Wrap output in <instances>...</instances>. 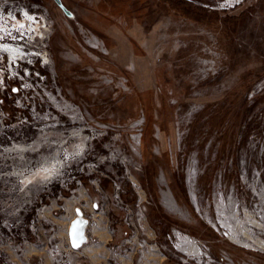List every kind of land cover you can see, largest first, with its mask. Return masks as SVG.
<instances>
[{
	"label": "rangeland",
	"instance_id": "1",
	"mask_svg": "<svg viewBox=\"0 0 264 264\" xmlns=\"http://www.w3.org/2000/svg\"><path fill=\"white\" fill-rule=\"evenodd\" d=\"M61 2L0 0L42 33L0 91V264H84L43 212L93 179L142 258L154 209L170 264H264V0Z\"/></svg>",
	"mask_w": 264,
	"mask_h": 264
},
{
	"label": "crops",
	"instance_id": "2",
	"mask_svg": "<svg viewBox=\"0 0 264 264\" xmlns=\"http://www.w3.org/2000/svg\"><path fill=\"white\" fill-rule=\"evenodd\" d=\"M101 180L93 179L76 188L73 196L65 197L58 191L48 200L43 215L56 224V238L62 251L77 254L84 264H170L160 250L149 217L145 222L147 245L144 257L140 256L137 235L125 227V213L111 207V185ZM78 217L85 221V243L74 250L69 244L68 230Z\"/></svg>",
	"mask_w": 264,
	"mask_h": 264
},
{
	"label": "built area",
	"instance_id": "3",
	"mask_svg": "<svg viewBox=\"0 0 264 264\" xmlns=\"http://www.w3.org/2000/svg\"><path fill=\"white\" fill-rule=\"evenodd\" d=\"M29 17H31V19H29ZM21 24L24 25L23 28L19 27ZM41 36L42 33L40 31V25L38 21H35L34 17L30 16L25 10L17 12L15 9H6L5 6H0V41L13 44L18 47L19 51H21V53H18L15 58H10V55L6 51L0 52L1 93L8 92L10 97H14L18 94H25V91H27L29 87H32L31 83L29 87H27L28 84L25 85L23 83L24 78L21 73L22 70L20 71L19 68L21 69L23 64L34 67L33 58H42V53L36 50L34 48L35 46H32L36 39ZM29 75L30 74L27 72L26 77H29ZM0 101L3 102V99ZM15 108L18 110L17 114L22 113L20 112V106ZM6 115L8 116V114ZM115 189L113 205L125 213V205L123 204V201L120 197V183L115 185ZM141 214V208L139 205H137L134 217H132V214H130L129 217H126L125 222L127 225L130 223L133 227L139 228L142 224Z\"/></svg>",
	"mask_w": 264,
	"mask_h": 264
},
{
	"label": "water",
	"instance_id": "4",
	"mask_svg": "<svg viewBox=\"0 0 264 264\" xmlns=\"http://www.w3.org/2000/svg\"><path fill=\"white\" fill-rule=\"evenodd\" d=\"M53 2L67 17L72 16V14L63 6L61 0H53ZM74 225H76L75 238H76V243L79 245L78 247L73 246V236H74L73 226ZM84 229H85V221L82 220L80 217L76 218L74 221L71 222L69 230H68V239H69V244L72 249L76 250L85 243Z\"/></svg>",
	"mask_w": 264,
	"mask_h": 264
},
{
	"label": "bare ground",
	"instance_id": "5",
	"mask_svg": "<svg viewBox=\"0 0 264 264\" xmlns=\"http://www.w3.org/2000/svg\"><path fill=\"white\" fill-rule=\"evenodd\" d=\"M3 42L0 43V52L1 51H6L9 55L10 58H15L18 53H21V51H19L16 46L14 47L12 44H2ZM27 180V179H26Z\"/></svg>",
	"mask_w": 264,
	"mask_h": 264
},
{
	"label": "snow or ice",
	"instance_id": "6",
	"mask_svg": "<svg viewBox=\"0 0 264 264\" xmlns=\"http://www.w3.org/2000/svg\"><path fill=\"white\" fill-rule=\"evenodd\" d=\"M29 19H31V17H29ZM19 27H20V28H23L24 25L21 24ZM75 228H76V225L73 226V231H74V236H73V246H74V247H78L79 245L76 243V238H75Z\"/></svg>",
	"mask_w": 264,
	"mask_h": 264
},
{
	"label": "trees",
	"instance_id": "7",
	"mask_svg": "<svg viewBox=\"0 0 264 264\" xmlns=\"http://www.w3.org/2000/svg\"><path fill=\"white\" fill-rule=\"evenodd\" d=\"M154 212V209H152L151 211L147 212L148 215H149V218H150V221L152 220L151 217H152V213Z\"/></svg>",
	"mask_w": 264,
	"mask_h": 264
}]
</instances>
